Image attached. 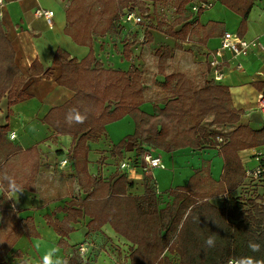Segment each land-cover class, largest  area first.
Returning <instances> with one entry per match:
<instances>
[{"label":"crops","instance_id":"crops-1","mask_svg":"<svg viewBox=\"0 0 264 264\" xmlns=\"http://www.w3.org/2000/svg\"><path fill=\"white\" fill-rule=\"evenodd\" d=\"M243 1L249 0H188L185 14L188 15L187 21L191 28L182 41L149 27L160 21L165 29L177 14L170 21L165 18L157 19L154 15V22L149 11L143 30H136L131 24L118 25L116 21V28L111 32H91V39L86 44L76 42L66 32V8L71 0L4 1L0 7V23L11 47L12 63L18 71L16 81L29 97L9 105L8 97L4 95L0 99V126L8 127L6 142L20 148L19 150L35 147L38 152V169L33 190L12 188L6 192V199L2 201V207L8 208L13 217L19 219L16 224L7 218L3 225L0 209V244L6 241L11 243L9 247H5L2 256L7 264H43V258L50 253L53 264H57V261L63 264L74 256L80 257L83 263L129 264V250L131 246L135 247L117 234L108 223L97 231L89 232L87 223L91 218L87 215L77 216L69 222L73 230L62 237L63 245L59 244L61 236L48 223L49 219L65 218L68 202L72 199L81 200L86 196L77 183L76 171L70 160L74 145L72 136L57 134L43 122L44 116L52 107L62 105L75 93L57 83L61 67L53 61L56 51L60 50L68 59L76 61L92 54L91 67L97 64L112 70L128 71L131 67L142 70L145 67L142 56L145 33L148 31L152 41L146 43L152 55L158 49H167L178 70L190 76L203 74L207 80L228 88L233 107L241 111L239 120L235 124H214L212 116L208 115L202 121L208 131L227 136L237 126L260 130L264 127V122L257 102L259 93H264V49L253 50L244 57H233L230 52L223 51L218 57V70L222 72V77L217 81L213 80L212 69L208 65L210 53L218 48L224 31L235 32L248 39L257 38L264 47V0H251L245 20L241 13L244 10ZM190 2H210V5L193 12ZM38 7L53 10L51 25L44 17L34 15V10ZM182 24L176 25L173 30H179ZM177 43L180 48H176ZM238 64L240 68L237 67ZM140 109L152 114L155 108L152 101H147L140 105ZM134 130L132 118L126 115L120 120L107 123L105 130L97 138L86 141L87 170L90 176L113 183L121 174H125L126 194L142 197L147 188H150L155 194L158 209L171 206L175 197L171 192L185 188L191 180H198L206 175L216 182L222 179L224 159L219 153L220 145L205 143L200 149L184 147L165 152L146 143L127 141L124 147L116 150L115 146L127 135L133 134ZM145 150L158 155L161 165L143 171L135 164V160ZM257 150L264 153V145L237 152L241 166L240 182L228 191L229 195H242L240 183L244 179V166L255 165L252 154ZM17 155L15 153L9 158L16 166H20ZM63 159H67V163L61 166ZM122 161L129 162L133 168L120 169ZM59 179L63 187L60 193L55 192L58 189L55 183ZM259 191L264 197V187ZM2 193L0 186V198ZM226 195L222 193L212 196L209 201L216 207H222ZM26 218H30V225L37 235L31 228L28 232L25 231L23 220ZM8 232L10 234L7 235ZM81 243H86L84 256L77 254V247ZM163 255L169 259V264H178L179 255L176 253L165 251Z\"/></svg>","mask_w":264,"mask_h":264},{"label":"trees","instance_id":"trees-1","mask_svg":"<svg viewBox=\"0 0 264 264\" xmlns=\"http://www.w3.org/2000/svg\"><path fill=\"white\" fill-rule=\"evenodd\" d=\"M144 1L71 0L66 8V32L76 42L86 44L91 39V32L104 34L113 31L124 9L136 7ZM149 1L158 3L162 0ZM169 1L178 16L165 29L160 21L149 27L182 41L191 28L185 14L188 0ZM250 6L251 0L243 1V20ZM141 10L143 13L147 11ZM181 23L180 29L174 31L173 28ZM145 39L146 42L152 41L148 31ZM176 48H180V44L177 43ZM11 54L0 23V99L7 95L9 105L29 97L16 81L18 71ZM153 57L156 72L147 82L144 68L131 67L128 71H121L105 69L97 64L91 67L92 54L76 61L68 59L60 50L56 51L53 61L61 67L57 83L75 93L62 105L52 107L43 122L57 134L72 136L74 145L70 160L76 171L77 183L86 194L81 200L68 202L65 218L48 220L61 236L59 244L63 245L62 237L73 230L69 222L77 216L87 215L91 218L87 223L89 232L97 231L108 223L117 234L135 245L129 250V264H169V259L163 255L165 251L179 255L178 264H227L230 260L248 264L249 259L252 264H264L263 198L228 194L240 182L241 166L237 152L264 145V127L252 130L237 126L227 136L224 135L219 149L224 159L222 179L216 182L206 175L189 181L185 188L171 192L175 196L174 201L163 209L157 208L155 194L150 188L142 197L126 194L125 174L113 183L89 175L86 141L97 138L107 123L125 115L132 118L135 130L115 146L116 150L124 147L127 141H139L165 151L184 147L200 149L205 143L215 145L217 133L202 125L206 116L211 115L214 124L238 122L241 111L233 107L226 86L207 80L203 74L190 76L178 69L170 70L172 57L167 49L156 50ZM147 90L157 91L158 97L148 96ZM145 101H152L154 113L148 114L140 109ZM77 112L85 117L83 123L74 120L70 123L69 114L74 117ZM7 131V126H0V186L3 189L0 209L3 225L7 218L16 224L19 221L8 208L2 207L6 192L13 185L33 190L38 169L37 149L19 150L5 141ZM138 149L142 151L140 147ZM15 153L20 166L9 158ZM222 193L227 194L222 207H216L209 201L210 197ZM23 221L25 231L34 230L30 218ZM210 237L214 241L212 245L207 243ZM250 243L258 244L259 250L253 251ZM10 245L8 241L0 244V264H7L2 256L5 247ZM63 264L91 263H83L80 257L74 256Z\"/></svg>","mask_w":264,"mask_h":264},{"label":"built area","instance_id":"built-area-1","mask_svg":"<svg viewBox=\"0 0 264 264\" xmlns=\"http://www.w3.org/2000/svg\"><path fill=\"white\" fill-rule=\"evenodd\" d=\"M5 0H0V7L4 4ZM191 3V11L198 12L201 8H206L210 5V2H199ZM35 16L44 17L49 25H51L53 10L36 8L34 10ZM146 15L141 12L137 7H129L123 10L118 18V25L121 23L131 24L137 29H144L146 24ZM256 49H264L262 44L257 38L248 39L235 32L224 31L220 36V43L218 48L213 50L210 53V58L208 59V65L212 69L213 80H220L222 77V72L218 70L219 60L218 57L221 56L223 51H228L233 57H244L247 56L251 51ZM238 68L241 66L238 64ZM262 120L264 122V93L260 92L257 102ZM223 134H216L214 142L216 145H220L224 142ZM252 157L255 159V165L247 167L244 170V179L241 185L242 188V197L250 196H261L264 200V197L261 195L259 189L264 187V153L257 150L252 154ZM67 163V159H63L60 162L61 166H64ZM135 164H138L143 171L150 170L156 166L161 165V160L158 155H154L150 150H145L141 153L140 157L135 160ZM120 169L130 170L132 165L129 162L122 161L119 164ZM86 253V243H81L77 247V254L79 256H84ZM227 264H238L237 261L230 260Z\"/></svg>","mask_w":264,"mask_h":264},{"label":"rangeland","instance_id":"rangeland-1","mask_svg":"<svg viewBox=\"0 0 264 264\" xmlns=\"http://www.w3.org/2000/svg\"><path fill=\"white\" fill-rule=\"evenodd\" d=\"M148 1L149 0H146L142 4H139L138 6H136L140 11H142L141 9L147 10L146 12H144L145 15H146V18H147L148 14H149V11H151V16H152L153 19H154V15H155L157 17V19L158 18H162V19L165 18L166 20L170 21V18H173L175 16L174 10L172 9L173 6H172L171 1L162 0V1L158 2V3H153L152 1H150V2H148ZM154 20H155L154 22H156V19H154ZM148 22L150 23V21H148ZM142 56H143V59H144V62H145L144 69H145V73H146V80H147V82H149L151 76L153 74H155V72H156V66H155L156 65L155 61L156 60H155V58L152 55V51H151L150 47L148 46V43H146V42H145V45H144V50H143ZM169 69L170 70L177 69L175 62H173L172 60L169 63ZM147 94H148V96H150L152 98L158 97V93L155 90H152V91H148L147 90ZM146 102L147 101H145L144 103H146ZM121 118H119L117 120H120ZM117 120H114V121H117ZM114 121H111L109 123H112ZM163 151H165V150H163ZM250 166L251 165H246V167L244 166V169L247 168V167H250ZM61 183H62V181L60 179L56 181L55 186L58 189H55V192L60 193L61 190L63 191V187H61V185H62ZM242 183H243V181L240 183V187H241ZM123 251L125 252V249H123ZM126 253H127V250H126Z\"/></svg>","mask_w":264,"mask_h":264},{"label":"clouds","instance_id":"clouds-1","mask_svg":"<svg viewBox=\"0 0 264 264\" xmlns=\"http://www.w3.org/2000/svg\"><path fill=\"white\" fill-rule=\"evenodd\" d=\"M85 117L82 116L81 114H79L78 112L76 113V115L73 117L71 114H69L68 116V121L71 123L73 120L77 123H83ZM13 189L15 190V186H12ZM207 243L209 245H212L214 243L213 239L210 237L207 241ZM249 247L253 250V251H258L259 250V245L255 244V243H250ZM43 264H53L52 260H51V253L47 256H45L43 258ZM57 264H60L59 261H57ZM248 264H252V261L249 259L248 260Z\"/></svg>","mask_w":264,"mask_h":264}]
</instances>
